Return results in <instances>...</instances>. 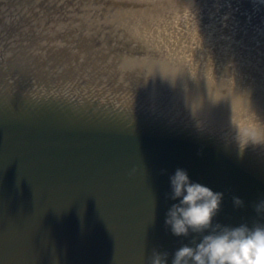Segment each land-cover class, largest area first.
Returning a JSON list of instances; mask_svg holds the SVG:
<instances>
[{"label":"water","instance_id":"water-1","mask_svg":"<svg viewBox=\"0 0 264 264\" xmlns=\"http://www.w3.org/2000/svg\"><path fill=\"white\" fill-rule=\"evenodd\" d=\"M90 3L0 0V264H149L154 248L171 264L196 235L164 223L178 168L223 194L213 224H264V96L233 98L223 81L224 68L254 67L243 57L223 66L237 50L216 32L208 60L204 35L179 36L172 0L142 4L133 20L150 35L138 50L98 39L108 23L86 26ZM172 37L222 79L201 83L193 65L175 66L165 54L187 51Z\"/></svg>","mask_w":264,"mask_h":264},{"label":"bare ground","instance_id":"bare-ground-1","mask_svg":"<svg viewBox=\"0 0 264 264\" xmlns=\"http://www.w3.org/2000/svg\"><path fill=\"white\" fill-rule=\"evenodd\" d=\"M120 1V3H119ZM123 0H108L109 3L112 2V6L115 7H121V6H128L127 2L129 3L130 0H124V2L121 3ZM202 0H172L174 6L176 7L175 10L176 12L174 13L175 16H179V20L175 21V24L178 25V31H179V36H184V38L189 39L192 41V39L198 40L196 41L199 43L201 41L200 37L202 35H205V33L210 32L208 37H213L215 35L214 31H219L220 28H225L224 24L228 23V26L226 28V32H228V29L230 26L233 28L238 29V33L231 35L232 39H222L219 38V41H221V44H227V51H229L230 48H234L237 50V53L233 56L232 54V60H227V62L222 61V65L227 67L228 64H233L234 59L237 57H240L245 61V63L249 64V66L254 67V70L251 68H244L242 69L241 66H235L234 69L230 68H224L225 72L224 74V84L230 88V92L234 96L237 93V97L241 96L243 98L247 97L248 95H251L254 93L255 101L258 98H261V96H264V54L260 55L257 54L258 51L255 50V44L254 43H247L248 38L253 35H255V39H260L261 42L264 41V0H212L214 11L217 13V15H214L215 17L220 16V21L224 20L222 22V25L220 26L219 24L214 23L211 25V23H208V26H206V22L210 20V15H208L207 12H199V9H202L200 7H203V3H200ZM206 1V0H203ZM131 8H127V10L122 9L120 10L122 15L125 16H130L131 18V23L133 26L128 25L129 20L123 21L125 17H120L119 23H117V26L113 28L110 25V23L113 20V16H109L108 19H110L107 23L108 25L104 24L103 27L108 29L103 36H99L98 39L101 41L108 40V38H111L110 36L116 35L118 39L121 37L126 38V39H133L132 42L130 43V47L133 48V50H138V49H144L145 45L142 46L140 43V40L144 39L142 37H146L147 34L150 35L148 27H140L136 20L134 21L133 19H136V16L139 15V12H142V4L147 5L149 0H131ZM138 3L141 6H138ZM113 7V8H114ZM206 8V7H203ZM125 11V12H124ZM197 13V15H196ZM201 15H205L204 18H201ZM251 17V19L249 18ZM116 19V18H114ZM84 21V20H83ZM134 21V22H133ZM99 21H94L91 20L90 23H87L85 21V24L88 28H92L94 23H97ZM103 23H106L103 21ZM112 24V23H111ZM211 26V27H210ZM206 27V28H205ZM130 28V30H128ZM142 28L140 30H136ZM230 30V29H229ZM239 30L242 32L240 33ZM255 31V32H253ZM95 32V31H91ZM98 33V32H95ZM123 33V35H122ZM108 35V37H107ZM110 35V36H109ZM131 36V37H130ZM225 36H229V34H225ZM169 37V36H167ZM222 37V35H220ZM96 39V40H98ZM183 39V38H182ZM208 40V45L205 47L200 46L197 49L200 51L201 49L206 50V56L208 60L214 62L216 64L218 56L216 53V45L213 44V40L215 38H209ZM238 39H245L244 43H240V40ZM106 40V41H107ZM86 41H91L92 40H86ZM85 41V42H86ZM165 41V40H162ZM173 45L177 44L178 48L184 47V49L187 51L185 56L181 57L182 53L178 50L176 54H172L171 52L169 54H165L167 59H171L175 64V66L178 67V64L181 65L180 63H187V65H193L196 64L195 59H193V54L191 52H194V49H191L190 54H188V49L185 48L184 45L180 44L182 41L179 43L177 42V39L172 37ZM217 42V40H216ZM250 42V41H249ZM185 43V42H184ZM183 43V44H184ZM219 44V45H221ZM243 46L246 50L245 52H242L241 49L238 51L236 47ZM246 46V47H245ZM155 47L153 49L155 50ZM259 49L261 50V53L264 52V44L258 46ZM257 47V48H258ZM263 47V48H262ZM162 48L158 47L157 48V54L162 55ZM233 52V51H232ZM249 53V54H248ZM193 70L195 72H199V79L198 81L201 83H204L203 81H208L212 83L215 79H222L220 77H217V73L219 72L217 67H214L213 70L208 73L207 70L203 71L204 69H200L199 66L196 67V65H193ZM201 76L205 77L204 80H201ZM223 76V75H222ZM212 81V82H211ZM246 101L242 103H253L252 101ZM238 104V103H237Z\"/></svg>","mask_w":264,"mask_h":264},{"label":"clouds","instance_id":"clouds-1","mask_svg":"<svg viewBox=\"0 0 264 264\" xmlns=\"http://www.w3.org/2000/svg\"><path fill=\"white\" fill-rule=\"evenodd\" d=\"M173 203L165 213V225L174 236H192L172 254L171 264H264V224L238 227L213 224L222 193L190 182L185 170L176 169L170 178ZM241 205L239 198H233ZM255 210H264L260 201ZM207 232V234H204ZM197 237L199 239L197 240ZM169 253L152 249L149 264H168Z\"/></svg>","mask_w":264,"mask_h":264},{"label":"rangeland","instance_id":"rangeland-1","mask_svg":"<svg viewBox=\"0 0 264 264\" xmlns=\"http://www.w3.org/2000/svg\"><path fill=\"white\" fill-rule=\"evenodd\" d=\"M85 1L91 2L90 4H88L89 7L87 8L89 11H87V13L84 14V18H85V20H87V23H90L91 20L108 22L110 20V19H108L109 16H111V17L113 16V19L114 18L125 17L122 14H120V16H119L116 13H114L115 7L113 8V6L111 5V3H109V2H105L104 3V2H102V1H108V0H85ZM93 1H95V2H93ZM202 3H203V7H206V8L201 7L202 9H199V12H207L208 15H210V17H211L210 20L206 22V26H208V23H211V25H213L214 23H216V24H219L221 26L222 25V22L224 20L220 21L221 20L220 19V16H217V17L214 16V15H217V13L213 10L214 7H213L212 0H206V1L202 2ZM79 16L80 15H78V17ZM204 16L205 15H201L200 17L201 18H204ZM249 18L251 19V17H249ZM218 19H220V20H218ZM111 23H110V25L111 26L113 25V28H114V27L117 26L116 23H119V21H117V22L114 21L112 24ZM227 26H228V23H225L224 24V27L225 28H220L218 32L217 31H214V32L217 33L216 36L217 37L218 36L220 37V35H222V37H220V38L229 40V39H232V36L231 35H234V34L238 33L237 32L238 29L237 28H233L232 26H230L229 27L230 30L228 29V32H226ZM100 27H101V25H98V23H94V27L93 28L96 29V31L97 30L99 31ZM140 29H142V28H139L138 30H140ZM239 32L241 33L242 31L239 30ZM253 32H255V31H253ZM99 33H102V31L100 30ZM209 33L210 32H208V33L206 32L205 33L206 36L204 35V37L202 39V41H203L202 46L203 47H205L206 45H208V40H210V39H209V37H208L207 34H209ZM225 34H229V36H225ZM210 38H213V37H210ZM238 40H240V43H244V40L245 39H243V40L238 39ZM248 40L250 42H247V43H249V44L250 43H254L256 45L255 46V50L258 51L257 54H260V55L264 54V52L263 53L259 52L261 50L258 47L259 45H263L264 44V41L261 42L260 39H255V35H253L252 37L250 36L248 38ZM200 58L203 59V57L201 55H200ZM201 61H202L201 62V65L205 66L204 65L205 64L204 61L203 60H201ZM218 73H220V72H218Z\"/></svg>","mask_w":264,"mask_h":264}]
</instances>
